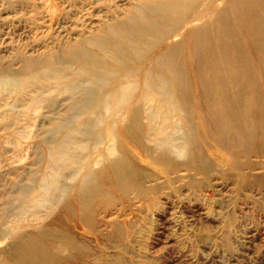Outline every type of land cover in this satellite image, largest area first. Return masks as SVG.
Segmentation results:
<instances>
[{"label":"bare ground","instance_id":"6f19581e","mask_svg":"<svg viewBox=\"0 0 264 264\" xmlns=\"http://www.w3.org/2000/svg\"><path fill=\"white\" fill-rule=\"evenodd\" d=\"M118 16L68 49L67 59L79 67L70 79L81 94L68 96L73 121L55 122V131H68L56 145L53 162L61 166L76 156L70 172L74 181L64 192L72 189L87 223L90 206L103 202L106 188L149 193L141 187L143 169L133 159L137 149L167 175L215 169L199 150L200 135L229 151L231 166L240 170L256 167L249 158L264 152V108L252 106L262 97L264 0H134ZM256 55L258 68L250 72L246 65ZM28 62L34 71L24 83L35 76L66 75L55 64L60 62L56 55ZM83 75L87 79L81 80ZM20 78L1 79V92L18 89L24 84ZM71 123L79 126L70 128ZM54 178H46L42 189L59 188ZM8 234L0 222L1 243ZM13 239L0 264H64L81 259L86 250L73 234L53 228ZM66 252L69 257H62Z\"/></svg>","mask_w":264,"mask_h":264},{"label":"rangeland","instance_id":"374dc122","mask_svg":"<svg viewBox=\"0 0 264 264\" xmlns=\"http://www.w3.org/2000/svg\"><path fill=\"white\" fill-rule=\"evenodd\" d=\"M132 1L0 0V80L21 77L23 82L34 71L31 58L52 55L60 57L55 64L66 74L48 80L35 76L22 88L4 92L0 88V222L9 231L4 243L0 236V259L15 234L53 228L86 245L81 259L64 264H264V152L249 158L256 167L240 170L231 166L229 151L200 135L199 150L215 169L167 175L137 149L133 159L143 169L141 187L149 193L130 190L126 196L118 187L106 188L103 202L90 206L88 223L72 189L64 192L73 184L71 165L77 158L61 166L53 162L56 145L68 131H55V122L73 121L67 107L81 94L70 79L79 67L67 59L68 49L78 38L95 34L104 21L118 19ZM252 55L248 51V58ZM259 57L248 60V71L258 68ZM263 73L262 97L254 107L264 108ZM192 163L198 168L197 160ZM54 176L60 187L48 193L42 187Z\"/></svg>","mask_w":264,"mask_h":264}]
</instances>
